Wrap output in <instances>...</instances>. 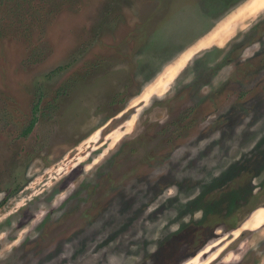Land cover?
<instances>
[{
    "label": "rangeland",
    "instance_id": "374dc122",
    "mask_svg": "<svg viewBox=\"0 0 264 264\" xmlns=\"http://www.w3.org/2000/svg\"><path fill=\"white\" fill-rule=\"evenodd\" d=\"M218 3L0 0V264H264V3Z\"/></svg>",
    "mask_w": 264,
    "mask_h": 264
},
{
    "label": "trees",
    "instance_id": "16d2710c",
    "mask_svg": "<svg viewBox=\"0 0 264 264\" xmlns=\"http://www.w3.org/2000/svg\"><path fill=\"white\" fill-rule=\"evenodd\" d=\"M216 1H219V3H218V5H214L215 7L214 8H216V9H220L219 7H221V5L224 3V0H216ZM221 1V2H220ZM230 1H235V3H236V5L234 6V7H236L237 6V4L240 2V0H230ZM222 3V4H221ZM213 7V6H212ZM233 7V8H234ZM34 126H35V121L34 122H32L27 128H26V130H25V134H28V133H30L32 130H33V128H34ZM207 222H208V220H206ZM207 224V223H206ZM205 228H207V227H205ZM204 227H203V229H205ZM208 230H210V229H208ZM204 232H205V230H204ZM211 232H213V229H211ZM211 232H210V234H211ZM208 237V236H207Z\"/></svg>",
    "mask_w": 264,
    "mask_h": 264
},
{
    "label": "bare ground",
    "instance_id": "6f19581e",
    "mask_svg": "<svg viewBox=\"0 0 264 264\" xmlns=\"http://www.w3.org/2000/svg\"><path fill=\"white\" fill-rule=\"evenodd\" d=\"M259 2H260V4L259 5H261V4H263L264 3V0H259ZM189 60V59H188ZM182 63V62H181ZM185 64V63H184ZM166 88V87H165Z\"/></svg>",
    "mask_w": 264,
    "mask_h": 264
}]
</instances>
